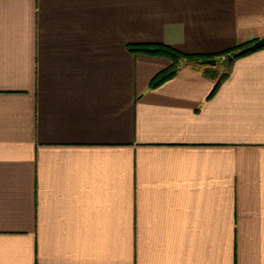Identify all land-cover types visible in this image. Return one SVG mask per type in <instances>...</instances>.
<instances>
[{
    "label": "crops",
    "instance_id": "obj_1",
    "mask_svg": "<svg viewBox=\"0 0 264 264\" xmlns=\"http://www.w3.org/2000/svg\"><path fill=\"white\" fill-rule=\"evenodd\" d=\"M262 37L264 0H0V264H264V47L157 87L130 50Z\"/></svg>",
    "mask_w": 264,
    "mask_h": 264
},
{
    "label": "trees",
    "instance_id": "obj_2",
    "mask_svg": "<svg viewBox=\"0 0 264 264\" xmlns=\"http://www.w3.org/2000/svg\"><path fill=\"white\" fill-rule=\"evenodd\" d=\"M251 43H253V42L245 43V44H239L238 46H236L233 49H230V50H227V51H224L222 53L217 54V56H207V55H203V54H188V53H184V52L178 50L177 48H175L173 46L163 44V43L134 44V45H130V50L134 51V52H143V53H147V54H151V55L163 54V55H166V56H168L174 60L173 64H171L167 68L161 70L152 78V80L150 82V86L151 87H157L160 84H162L163 82H165L166 80L174 77L178 73L180 67L175 66V61L177 62L180 59L184 58L187 61V63L199 64L201 60H204L206 58H215V57H219V56L232 55L233 56L232 60H230V61L227 60L224 62V64H228V67L230 68L236 59H238L242 56H245L249 53H252L253 51L258 50V49L246 50L245 48ZM226 75L227 74H223L221 76V78L219 79V81L215 85L214 91L218 88V86L221 84L222 80L226 77Z\"/></svg>",
    "mask_w": 264,
    "mask_h": 264
},
{
    "label": "water",
    "instance_id": "obj_3",
    "mask_svg": "<svg viewBox=\"0 0 264 264\" xmlns=\"http://www.w3.org/2000/svg\"><path fill=\"white\" fill-rule=\"evenodd\" d=\"M262 47H264V37L254 41L251 44H249L245 49L246 50H256V49H260ZM232 59H233V56L229 55V56L223 57L220 60V63H224L226 60L230 61ZM217 63H218V60L216 58H206V59L200 61V64H213V65H215Z\"/></svg>",
    "mask_w": 264,
    "mask_h": 264
},
{
    "label": "rangeland",
    "instance_id": "obj_4",
    "mask_svg": "<svg viewBox=\"0 0 264 264\" xmlns=\"http://www.w3.org/2000/svg\"><path fill=\"white\" fill-rule=\"evenodd\" d=\"M157 55H160V56H164V57H167L170 61H171V64H173L174 60L166 55H163V54H157ZM223 57H226V56H219V57H216V59L218 60V62L220 63V60L223 58ZM227 61V60H226ZM170 64V65H171ZM187 64V61L183 58V59H180L179 61H175V66L176 67H182L183 65ZM224 64V63H223ZM169 65V66H170ZM225 68H228V64H224Z\"/></svg>",
    "mask_w": 264,
    "mask_h": 264
}]
</instances>
